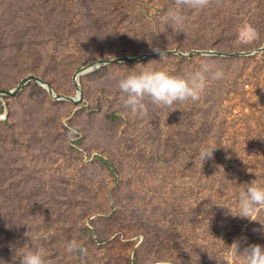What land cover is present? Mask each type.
Listing matches in <instances>:
<instances>
[{
    "label": "rangeland",
    "instance_id": "rangeland-1",
    "mask_svg": "<svg viewBox=\"0 0 264 264\" xmlns=\"http://www.w3.org/2000/svg\"><path fill=\"white\" fill-rule=\"evenodd\" d=\"M152 1L138 15L128 0H0V88L11 90L34 75L56 94L74 95V72L101 59L155 49L248 52L264 43V0L185 8L180 32L164 23L174 0ZM192 57V64L163 54L101 66L79 77L76 105L53 99L34 81L12 97L0 96V264H20L37 251L48 264H207L215 246L230 264H244L212 237L192 155L196 145L232 143L225 138L239 122L212 128L210 136L224 131V140L204 138L210 123L203 124L193 102L172 110L146 97L147 114L140 116L118 88L129 74L183 75L209 58ZM235 58L240 61L206 62L209 74L219 69L250 80L246 94L225 99L223 112L264 115V52ZM212 111L209 120L219 117L214 112L226 116ZM241 133L235 142H248ZM72 240L86 247L85 260L65 251ZM104 241L105 248L98 244ZM122 243L129 248L125 257Z\"/></svg>",
    "mask_w": 264,
    "mask_h": 264
},
{
    "label": "trees",
    "instance_id": "trees-1",
    "mask_svg": "<svg viewBox=\"0 0 264 264\" xmlns=\"http://www.w3.org/2000/svg\"><path fill=\"white\" fill-rule=\"evenodd\" d=\"M116 1L121 5L124 0ZM128 1L131 2L134 8L131 7V13L134 12L138 15H141V13L137 8H140V10L143 8L142 10H144L147 6L152 8L154 4L152 0ZM159 9L162 8L159 7ZM178 60L181 63H194L193 57L189 59L179 57ZM202 61L232 63L240 60L237 58L209 57L206 60L202 59ZM243 62H246V60ZM207 75L209 78L204 93L198 102H194L195 106L200 109V118L206 121L203 124L208 125L210 123L209 130L202 132V134L205 133L203 137L224 140V137H222L224 131H219L220 135L218 136L217 134L210 136V131L217 125L222 128L224 125H236L239 122L240 128L237 127L232 135L225 138H230L228 140H231L232 143L215 145L217 149L214 150L213 159L204 162L202 166L198 153L202 147L207 145H196L192 149L193 168L196 177L195 189H197V193L202 200L200 208L201 210L204 209L211 220L212 237L215 242L218 240L231 245L238 232L245 229V233L241 234L240 239L235 241H239L241 245L245 242H256V244L261 245L264 244V212L256 217V221L234 215L238 212L241 191L249 184L264 187V115L251 113L234 116L223 112V107L227 105L225 99L228 96L246 94L245 84L250 81L249 78H242L240 73L232 74V72H225L221 80H212L210 78L211 74L208 73ZM212 108L225 113L226 116L214 112V115H219V117L215 120L214 118L209 120L207 112L212 113ZM238 131L245 134L242 137L248 142L245 143L241 140L239 143L235 142L238 140V136L235 134ZM104 163L110 169H114L113 164L108 160H105ZM105 242L107 241L98 242V244L105 248L103 246ZM83 248L86 249V247ZM119 248L122 249L124 257L128 255V245L122 243ZM101 249V247L98 248V250ZM77 255V258L81 260L86 258V253L83 255L77 253ZM229 258L227 254L217 253L215 246L210 252L207 264H230Z\"/></svg>",
    "mask_w": 264,
    "mask_h": 264
},
{
    "label": "clouds",
    "instance_id": "clouds-1",
    "mask_svg": "<svg viewBox=\"0 0 264 264\" xmlns=\"http://www.w3.org/2000/svg\"><path fill=\"white\" fill-rule=\"evenodd\" d=\"M175 8H170L165 17L164 23L170 25L178 32L182 31L185 23V16L182 10H202L208 8L213 0H174ZM217 6L220 0H215ZM254 31V30H253ZM160 34L157 33L156 36ZM159 50V49H155ZM211 71L209 65L202 63L199 70L189 71L183 75H172L163 70H149L140 73H133L122 78L118 82V88L125 93L127 99L125 106L133 114L144 116L147 114L145 98L158 107L175 110L174 105L187 102H198L207 86L208 73ZM224 77L222 70L211 72L212 80H221ZM217 146L207 145L200 149L198 158L201 166L204 162L213 159L214 150ZM264 212V187L257 184H249L239 194L238 212L234 216L247 218L256 221V217ZM230 256L237 258L244 257V264H264V248L258 244L247 245L241 248L239 241H233L228 246ZM65 251L69 254L86 253V249L76 240L66 244ZM20 264H48V261L40 252H28L20 260Z\"/></svg>",
    "mask_w": 264,
    "mask_h": 264
},
{
    "label": "water",
    "instance_id": "water-1",
    "mask_svg": "<svg viewBox=\"0 0 264 264\" xmlns=\"http://www.w3.org/2000/svg\"><path fill=\"white\" fill-rule=\"evenodd\" d=\"M264 52V43L263 45L255 50H251L248 52H223V51H216V50H193L190 52H183L180 50H166V51H157L155 53H148L144 55L139 56H133V57H117V58H108V59H101L98 61H95L93 63H90L86 66L81 67L79 70L75 71L72 76V83L75 89L74 95H60L56 94L53 89L50 87L48 82L44 81L40 77L34 76V75H27L24 78L18 82V84L11 90H4L0 88V96H8L12 97L16 93H18L22 87H24L28 82L34 81L38 85L44 87L48 94L56 100H67L70 103L76 105L81 102L82 98V90L79 85V77L83 74H86L90 71L96 70L101 66H104L106 64L110 63H122V62H137L139 60L145 59V58H154L158 57L163 54H171V55H177L181 58H191L194 55H201L206 57H226V58H235V57H249L252 55H255L257 53Z\"/></svg>",
    "mask_w": 264,
    "mask_h": 264
},
{
    "label": "bare ground",
    "instance_id": "bare-ground-1",
    "mask_svg": "<svg viewBox=\"0 0 264 264\" xmlns=\"http://www.w3.org/2000/svg\"><path fill=\"white\" fill-rule=\"evenodd\" d=\"M44 88V87H43Z\"/></svg>",
    "mask_w": 264,
    "mask_h": 264
}]
</instances>
